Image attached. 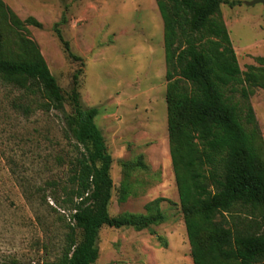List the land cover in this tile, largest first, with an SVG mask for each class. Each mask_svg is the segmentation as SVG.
Returning a JSON list of instances; mask_svg holds the SVG:
<instances>
[{"label": "rangeland", "instance_id": "obj_1", "mask_svg": "<svg viewBox=\"0 0 264 264\" xmlns=\"http://www.w3.org/2000/svg\"><path fill=\"white\" fill-rule=\"evenodd\" d=\"M2 1L21 21L33 17L42 26L17 27L0 12L1 56L18 60L21 42L35 43L65 102L63 111L48 112L36 95L0 79V264L54 262L68 244L72 212L63 204V187L78 152L64 118L74 114L69 97L76 74L81 105L98 109L95 123L113 158L110 215H146L148 203L164 199L159 225L143 231L104 226L95 264H194L170 152L164 27L156 0ZM227 1L238 4H222L211 20L227 28L241 80L250 72L260 77L221 89L264 160V4ZM140 161L146 169L128 176L126 164ZM124 192L129 195L121 202ZM242 212L245 228L264 233L263 207Z\"/></svg>", "mask_w": 264, "mask_h": 264}, {"label": "trees", "instance_id": "obj_2", "mask_svg": "<svg viewBox=\"0 0 264 264\" xmlns=\"http://www.w3.org/2000/svg\"><path fill=\"white\" fill-rule=\"evenodd\" d=\"M156 3L164 27L170 152L194 264H264V233L251 232L239 218L243 210L264 208V160L255 137L241 123L237 107L221 89L243 82L255 84L260 76L250 72L241 80L227 28L211 20L222 4L234 7L238 3ZM0 12L14 26H42L33 17L21 21L2 0ZM57 33L69 52V44ZM1 46L0 36V79L36 95L46 111H63L65 96L38 46L23 40L18 60L1 56ZM78 78L76 74L69 97L74 114L64 118L66 136L76 142L78 152L71 162L68 185L63 187V204L72 212L73 225L63 255L45 264H95L104 226L143 231L165 220L162 198L145 206L146 215H110L113 158L95 123L98 109L81 105ZM243 92L247 96L245 88ZM247 119L254 121L250 106ZM126 168L129 176L146 166L140 161L127 163ZM128 195L124 192L120 201L125 202ZM77 230L82 234L80 241Z\"/></svg>", "mask_w": 264, "mask_h": 264}, {"label": "water", "instance_id": "obj_3", "mask_svg": "<svg viewBox=\"0 0 264 264\" xmlns=\"http://www.w3.org/2000/svg\"><path fill=\"white\" fill-rule=\"evenodd\" d=\"M256 4H264V0H254L253 2H250L248 5L253 6Z\"/></svg>", "mask_w": 264, "mask_h": 264}, {"label": "built area", "instance_id": "obj_4", "mask_svg": "<svg viewBox=\"0 0 264 264\" xmlns=\"http://www.w3.org/2000/svg\"><path fill=\"white\" fill-rule=\"evenodd\" d=\"M75 213V212H74Z\"/></svg>", "mask_w": 264, "mask_h": 264}]
</instances>
